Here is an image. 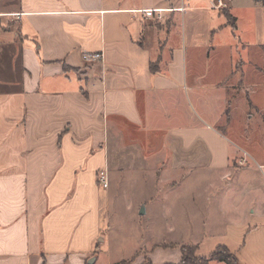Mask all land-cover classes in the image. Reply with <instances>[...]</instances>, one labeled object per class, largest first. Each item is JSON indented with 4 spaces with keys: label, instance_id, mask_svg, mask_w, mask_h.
Returning <instances> with one entry per match:
<instances>
[{
    "label": "crops",
    "instance_id": "1",
    "mask_svg": "<svg viewBox=\"0 0 264 264\" xmlns=\"http://www.w3.org/2000/svg\"><path fill=\"white\" fill-rule=\"evenodd\" d=\"M94 52L103 57L85 58ZM236 103L260 117L264 137L261 0H0V264H178L183 244L197 257L224 245L236 264H264L255 183L225 184L228 242L188 239L198 211L171 241L176 224L160 198L187 166L224 168L225 180L249 154L263 173L264 145L251 155L215 126L244 138ZM137 172L149 185V202L134 208L150 249L112 261L102 196L112 178Z\"/></svg>",
    "mask_w": 264,
    "mask_h": 264
},
{
    "label": "rangeland",
    "instance_id": "2",
    "mask_svg": "<svg viewBox=\"0 0 264 264\" xmlns=\"http://www.w3.org/2000/svg\"><path fill=\"white\" fill-rule=\"evenodd\" d=\"M185 1L187 2V0ZM224 11H226V9ZM203 34H205V31ZM206 35V39H208L210 35ZM209 43L211 42L209 41ZM209 43H206V46ZM211 58L213 62H216V55L214 56V53ZM235 102V100L231 101V103ZM230 110L232 111V118L235 116L238 118L237 123L239 124L240 134L244 138L240 140L235 138L233 131L229 133L227 125L223 122L219 121L215 126L225 133L226 137L230 138L232 141L245 144L244 148L247 147L251 155L258 156V153L255 152V147H262L264 145L262 131L260 132L258 130L262 125V123H260V117L255 115L250 120L247 119V117L243 115L245 113L244 109L238 106L237 103L231 105ZM258 134H261V137H258ZM207 158L208 157H206V163L203 160L200 162L207 164ZM235 162L238 163L237 161ZM239 163L242 167H236V170L232 171V174L226 177L225 180L224 168H217L211 171L207 169L191 171L187 166L185 169L175 170L170 175L171 178L166 180V182L176 178L175 184H173L174 186L164 188V192L161 194L160 198L162 202L166 203L165 211H167L169 216H172L170 218L171 222H168L169 225L174 226L176 224V231L173 233V237L170 238L171 241L179 240L177 236L182 233L181 229H186V223L191 221V219H187V217L191 216V213L194 214L196 213L195 211H198L202 219L200 223L201 227L199 229L196 227L192 228V232H190L191 237L188 239L204 240L206 238L211 241V243H219L220 241L228 242V234L226 232L227 213L225 184L230 185L233 183L234 186H238V184H242V182L255 183L259 186L260 190H262V193H264V167L261 169V171L263 170L261 175L259 170L254 167L253 163L255 164V162L251 156L249 157V154H244ZM140 178L139 172H137L136 176L132 177L129 175L126 176L125 174L119 177L116 176L110 180V187L105 191L106 197L105 194L102 196L104 217L102 229L105 235L110 236V242L108 241L106 245L109 249L107 256H109V259L112 261H115L116 258L128 257L129 253L134 250L132 254L139 255L150 249L149 243L151 240L149 231L146 230V215L138 214L140 207L134 208L136 204L143 205L144 202H149L147 198H145L148 195L146 189L149 185H147L145 189L142 188L143 186H141L139 181ZM149 180L152 181V177L149 176ZM182 185H185L187 189L180 188ZM260 190L257 191L256 195H253L255 194L254 191L251 193L253 196H257L260 195ZM175 216L178 217V222H175ZM173 219L174 222H172ZM167 239L168 238L164 239L159 237L153 242L158 245L171 242ZM100 240H102V237H100ZM181 240L187 241L184 238ZM129 260L130 259H125L118 263H127L130 262ZM213 264H215V262H213Z\"/></svg>",
    "mask_w": 264,
    "mask_h": 264
},
{
    "label": "trees",
    "instance_id": "3",
    "mask_svg": "<svg viewBox=\"0 0 264 264\" xmlns=\"http://www.w3.org/2000/svg\"><path fill=\"white\" fill-rule=\"evenodd\" d=\"M264 2V0H261ZM226 19L232 27H235V19L228 13ZM181 260L178 264H207L209 260L223 261L225 264H236L237 260L229 253L228 249L224 245H219L209 255L204 257L195 256V245H181Z\"/></svg>",
    "mask_w": 264,
    "mask_h": 264
},
{
    "label": "built area",
    "instance_id": "4",
    "mask_svg": "<svg viewBox=\"0 0 264 264\" xmlns=\"http://www.w3.org/2000/svg\"><path fill=\"white\" fill-rule=\"evenodd\" d=\"M146 12L150 13L152 11L147 10ZM102 57H103V53L102 52H94V53L85 54V58H87V60H91V61H94L96 59H100ZM97 182L100 184V186L106 187L107 183H108L107 172H105L104 170H99L98 174H97Z\"/></svg>",
    "mask_w": 264,
    "mask_h": 264
},
{
    "label": "water",
    "instance_id": "5",
    "mask_svg": "<svg viewBox=\"0 0 264 264\" xmlns=\"http://www.w3.org/2000/svg\"><path fill=\"white\" fill-rule=\"evenodd\" d=\"M140 213H142V210H141V212ZM94 257L93 256H91V257H89L88 259H87V261L86 262H88V264H93L94 262Z\"/></svg>",
    "mask_w": 264,
    "mask_h": 264
}]
</instances>
